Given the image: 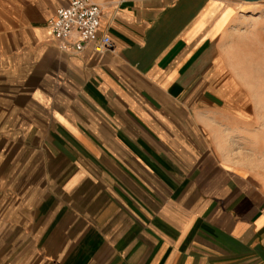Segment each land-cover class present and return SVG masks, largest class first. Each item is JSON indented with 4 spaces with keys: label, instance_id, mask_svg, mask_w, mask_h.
Segmentation results:
<instances>
[{
    "label": "crops",
    "instance_id": "1",
    "mask_svg": "<svg viewBox=\"0 0 264 264\" xmlns=\"http://www.w3.org/2000/svg\"><path fill=\"white\" fill-rule=\"evenodd\" d=\"M91 1L102 54L58 49L70 0H0V264H264V176L228 152L225 73L264 0Z\"/></svg>",
    "mask_w": 264,
    "mask_h": 264
},
{
    "label": "rangeland",
    "instance_id": "2",
    "mask_svg": "<svg viewBox=\"0 0 264 264\" xmlns=\"http://www.w3.org/2000/svg\"><path fill=\"white\" fill-rule=\"evenodd\" d=\"M237 54L250 69L257 71L256 75L246 77L235 69ZM225 57L228 62L226 76L237 79L234 82L236 97L231 105L239 106L244 119L240 129L230 131L232 141L228 152L236 161L264 176V82L259 83L256 94L249 90L248 83L255 77L264 78V27H253L237 33L226 46Z\"/></svg>",
    "mask_w": 264,
    "mask_h": 264
},
{
    "label": "built area",
    "instance_id": "3",
    "mask_svg": "<svg viewBox=\"0 0 264 264\" xmlns=\"http://www.w3.org/2000/svg\"><path fill=\"white\" fill-rule=\"evenodd\" d=\"M103 9L91 0H70L66 7L59 8L48 23L58 49L68 54L87 50L102 54L112 50L111 37L100 35Z\"/></svg>",
    "mask_w": 264,
    "mask_h": 264
},
{
    "label": "water",
    "instance_id": "4",
    "mask_svg": "<svg viewBox=\"0 0 264 264\" xmlns=\"http://www.w3.org/2000/svg\"><path fill=\"white\" fill-rule=\"evenodd\" d=\"M242 1H245V2H257L259 0H242Z\"/></svg>",
    "mask_w": 264,
    "mask_h": 264
},
{
    "label": "bare ground",
    "instance_id": "5",
    "mask_svg": "<svg viewBox=\"0 0 264 264\" xmlns=\"http://www.w3.org/2000/svg\"><path fill=\"white\" fill-rule=\"evenodd\" d=\"M253 83V82H252Z\"/></svg>",
    "mask_w": 264,
    "mask_h": 264
}]
</instances>
